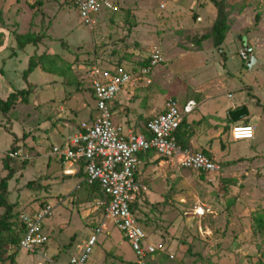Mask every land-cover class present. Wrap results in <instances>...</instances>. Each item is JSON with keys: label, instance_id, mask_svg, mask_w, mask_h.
<instances>
[{"label": "rangeland", "instance_id": "1", "mask_svg": "<svg viewBox=\"0 0 264 264\" xmlns=\"http://www.w3.org/2000/svg\"><path fill=\"white\" fill-rule=\"evenodd\" d=\"M112 1L115 8L101 12L99 24L90 29L66 0H0V20L15 27L11 30L12 41L16 42L17 30L44 36L38 45L10 49L0 58V67L6 76L14 79L9 78L14 84L30 92L33 90L29 103L27 97L18 104L12 116L5 117L0 112V123L1 120L4 123L0 124V171L1 158L16 139L23 154L17 160L27 161L26 167L10 182V199L18 203V213L39 202L44 205L50 201L54 211L47 222L55 227L51 239L58 244L68 243L62 256L76 254H72L71 248L73 235L86 231L79 216L82 211L93 210L86 219L101 218L103 210L94 208L102 196L98 190L85 188L83 199L74 197L78 211L73 209L72 201L67 200L72 191L68 186L75 187L76 179L71 177L64 183L63 179L53 176V173L61 176L57 164L53 162L52 167L47 166L46 154H51L52 145L64 138L58 131V124L49 126L40 118L52 113L58 120L66 114L58 111V101L54 108L51 101L44 103L43 95L60 90L64 81L78 84L64 86L62 91L66 93L90 82L85 67L98 57L113 53L131 59L130 52L134 50L146 57L157 46L166 62L154 68L153 83L149 87L136 90L144 92L135 96V100L141 99L139 108L144 109L151 101L157 106L160 98L164 101L174 98L180 102L193 99L199 107L202 100L212 96L209 104L228 108L246 106L247 119L257 126V132L254 139L233 140L232 126L225 128L224 147L215 157L221 168L215 174L185 168L176 160L175 163L163 161L151 168L150 191L139 205L138 215L150 221L149 236L161 239L159 241L165 246V256H157L152 264H256L259 260L264 264V235L254 233L253 228L254 215L264 208V0H225L231 29L222 51L211 39L197 43L203 34L211 31L216 18L217 9L211 0H206L209 6L200 12L197 7L193 8L191 2L195 0L188 3V0ZM258 13L259 22L256 21ZM242 50L247 53V59L242 58ZM39 52H56L72 64V72L66 74L63 83L53 84L51 80L62 75L43 67L24 77L30 56ZM252 55L257 61L250 67ZM137 62L128 64L134 67ZM27 80L34 85L28 86ZM51 83L55 87L45 91V85ZM88 88L80 96L88 100L89 108H93L96 101L85 92ZM39 98L44 102L37 108L35 103ZM75 101L68 100V105ZM79 103L80 100L74 104ZM127 109L126 116L133 110ZM205 109L202 107L198 113ZM71 118L75 125L79 124L86 118V110L82 109ZM226 121L231 124L229 116ZM45 127H48L46 132L43 131ZM202 127L205 129L208 124L204 122ZM73 132L68 129L63 135L72 136ZM40 139L43 140L41 144L38 143ZM80 203H84L81 209L77 206ZM198 204L207 207L208 212L203 217L194 215L193 209ZM3 211L0 209V216ZM66 220L70 223L60 226ZM107 223L113 225L111 221ZM59 226L64 227L62 231ZM124 245L129 259L122 260L116 253L107 252L102 264H136L135 253L127 243ZM21 250L20 263L32 264L35 259L32 261L33 257ZM52 253L56 252L49 250V255Z\"/></svg>", "mask_w": 264, "mask_h": 264}, {"label": "built area", "instance_id": "2", "mask_svg": "<svg viewBox=\"0 0 264 264\" xmlns=\"http://www.w3.org/2000/svg\"><path fill=\"white\" fill-rule=\"evenodd\" d=\"M74 6L78 15L88 28L93 29L103 11L115 8L112 0H66ZM247 59L245 50L241 51ZM145 64L131 67L129 64H117L104 68L94 63L86 67L92 92L96 99L97 113L92 122H82L80 132L62 145L52 147V153L64 163L85 162L87 181L93 184L98 181L104 197L98 201L95 210L104 208L105 218H109L130 243L135 255L136 264H149L150 258L165 252L162 242H151L131 204L141 196L147 187L141 184L136 176L141 163L140 155L150 151L160 157L175 159L185 167L215 174L221 166L214 159L200 151L184 149L178 143L176 130L184 118L197 107L194 100L180 102L169 98L162 113L148 120L146 133H125L113 120L112 101L125 87L150 85L151 74L157 66L166 62L162 50L155 46L149 55L142 60ZM256 133L255 124H234L231 129L233 140L253 139ZM12 158H21L22 151H9ZM70 173V169H65ZM211 180V178H209ZM53 207L44 204L34 211L22 212L19 219L24 223V233L19 243L20 250L27 253L42 254L46 257L45 245L49 235L45 230V220L52 216ZM194 215L203 217L208 212L205 204H198L193 209ZM104 224L94 228L78 253L66 261L48 259L51 264H87L98 242Z\"/></svg>", "mask_w": 264, "mask_h": 264}, {"label": "crops", "instance_id": "3", "mask_svg": "<svg viewBox=\"0 0 264 264\" xmlns=\"http://www.w3.org/2000/svg\"><path fill=\"white\" fill-rule=\"evenodd\" d=\"M189 1H192V0H188L187 3ZM191 3L193 5V8H195V7L198 8L199 12L207 9V7L209 6V4H208V2H206V0H195ZM200 7H201V9H199ZM29 9L31 11V8H29ZM202 13L205 14V12H202ZM99 22H100V20H99ZM99 22H98V24H99ZM12 29H15V27H11V26L6 25V22L3 19L0 20V34H1V37H0V39H1L0 58L3 54L7 53L10 49H12L13 51H15V49H18L17 42H15L14 40L12 41V35H13L12 31H11ZM29 32H33V31H29ZM19 33L24 34L26 32H24L23 30H20V31L17 30V34H19ZM29 45L30 44L26 45V47ZM31 45L33 46V44H31ZM26 47H24V48H26ZM35 47L36 46H34L32 48L33 51H34ZM24 48H22V49H24ZM44 53H46V52H44ZM130 53H131V55H133L131 57V59H128L129 56H127V55L117 56L116 54L108 53V54H106V56L98 57V59H95L94 62L91 64L97 63L99 65L101 64L104 68H112L114 65L119 64L118 62H120L121 64H128L131 61L132 62L142 61V59L144 58L143 56H141V54L138 50L131 51ZM41 54H43V52L38 53V55H41ZM47 54L58 55L61 58L60 60H58L59 64H62V61L67 62V59L64 56H61L60 54H58L56 52L47 53ZM67 63H70V62H67ZM91 64H89V65H91ZM89 65H87V66H89ZM38 67H41V66H38ZM86 67H85V69H86ZM68 72H70V73L72 72V65H71V70ZM5 73H6L5 70L4 69L2 70V68L0 67V99H3V100H6L9 97V95L11 93L15 92L16 90H25V89H23V86L19 87L18 84L17 85L14 84V82L12 81L14 79H12L10 76H6ZM56 74L60 75V73H56ZM9 78H11L12 80H10ZM65 78H66L65 75H63L62 77L57 76V79L54 78L51 80V82L53 84L58 83V82L63 83V79H65ZM151 80H152L151 83H153L152 74H151ZM52 83H51L52 86L51 85H45V91L47 90V88L51 89L52 87L53 88L55 87V85L53 86ZM27 85L32 87V85H34V84L27 80ZM67 85H78V84L75 83L74 81H71V80L64 81L60 90L53 91L49 95L47 94V96L43 95V99L45 98L44 101H46V102H44L42 100L40 101V98H41L40 97L39 98L40 102L38 101L35 103L36 107L38 108L42 104V102L48 103L51 101L53 108H54V106L56 107L55 104L58 101L57 102L58 103V106H57L58 111H61V112H63V114H66V117L59 116L58 120H56L55 114H52V113H47L44 117L40 118V119H44L48 124H50L49 126H55L56 127L59 125L60 130H58V131L60 132V135H62L64 139L56 145H62V144L67 143L70 138H72L73 136H75L76 134H78L80 132L81 123L82 122H92V120L94 119V117L96 116V113H97L96 105H94L93 108H91V107L89 108L88 107V100L86 98H82V96H80L84 92V89L89 87L88 88L89 90L85 91V92L86 93L89 92V95L93 99H95V96L91 90V82H88V83L86 82L83 86L82 85L78 86V90H77V87L76 88L74 87V89L72 91H69L68 93L62 91L63 87L64 86L67 87ZM141 87L146 88V87H149V85H139L137 87H125L119 91L116 98L112 101L113 120L117 125L121 126L122 130L125 133L131 132V131L139 132V133H146L145 125L148 122V120L151 119L152 117L156 116L157 114L162 113L164 110V106H165L166 101H164L163 98H160V100H159L160 103L157 106L156 105L154 106V104L151 101L150 103L148 102L145 105L144 109L139 108V104H140L141 99L135 100V96L138 94L141 95L142 93H144L142 91L136 92V90L141 88ZM32 91L28 95V103L30 101V95L32 94ZM37 96H38V94H37ZM36 99L37 98L35 97V100ZM70 99L76 100V101L80 100V103L74 104L76 102L75 101V102H73V105H71L72 106L71 107L68 105V100H70ZM211 99H212V96H208L204 100H202L200 102L201 106L200 105H199V107L197 106L196 109L191 114H189L185 119L189 123V125H190L189 128H191V132H192V136L190 137V141H189L190 146H191L190 148L191 149H200V150H195V151H200V152H202V150H207L213 155V158L216 159L215 157H218L219 149L220 148L222 149L224 147V138H225L224 130H225V128H227V126H229V125L233 126L234 124H236V122L229 124L226 121L227 116H229V110L231 109V107H229V108L228 107H220V106H218L217 103L209 104ZM189 100H193V99H189ZM95 101H96V99H95ZM21 102H22V97H20V99L17 103V106ZM202 107L206 108L205 111L203 113H198ZM127 108L130 110L131 109H133V110L130 111V113L128 112V115L126 116L125 112H126ZM232 108H235V107H232ZM82 109L86 110V118L81 119L80 123L75 125L73 122V119L71 118V115L77 116L82 111ZM135 109H138V112H135ZM195 111L198 114H193ZM68 114H71V115H68ZM9 115L12 116L13 114H9ZM14 119H16V118H14ZM1 121L3 122V120H1ZM2 122L0 124L3 125L4 123H2ZM5 122L7 123V121H5ZM204 122H206L208 124V127L205 129L202 127ZM59 123H61V124H59ZM251 124H253V123L251 122ZM39 128L42 129L41 127H39ZM47 128L48 127L43 128V131L46 132ZM68 129L74 130L72 136L69 134L65 135V136L63 135L66 133V131ZM256 132H257V126H256ZM255 136H256V133H255ZM221 140L223 141L222 143H221ZM42 142H43L42 139L38 140V143L41 144ZM17 145H18V151L19 150L21 151V148L19 147L20 142H18ZM56 145H52V146H56ZM8 151H6L4 153V155L1 158V161H2L3 157L5 156V154L8 153ZM46 156L48 158L47 166L49 168L52 167L53 162L57 164V168H58V171L60 172L61 176H56L55 173H53V176L55 178L63 179L64 183L71 177L76 179L75 187L73 185L68 186L69 189L72 190L71 192H73V193L69 192L70 195L68 198L71 197V199L67 198V200L70 202L72 201L71 203L73 205V209H76L78 211V209L75 208L74 197L80 196L79 199H83L84 189L90 188L89 184L87 182H85L87 172H86V169L84 167V162L79 161V162H74L73 164L64 163L59 158H57L52 152H51V154L47 153ZM140 160H141V163H140L136 178L141 184H143L147 187V190L141 196L138 197L137 201L139 202V205L144 201L143 199H145L147 197V195L150 191V189H148L150 186V184H148V182H150V180L152 179L151 168L154 165H157L163 161L164 162L171 161V162L175 163V159H162L156 152H153V151H150L147 154H141ZM65 169H70L71 172L66 173ZM16 177H18V176H16ZM9 189H10V183H9ZM66 193H68V192L66 191ZM62 200H60L61 203L65 202ZM11 202L15 203V205H16L15 211H17V212L20 211L18 209V203L14 200H11ZM46 204H50V201H47ZM83 204L84 203H80L77 206L80 208V206ZM41 206H43V204L41 202H39V204L37 203V204H34V205L28 207V209L26 211H30V210L34 211V210L39 209ZM94 210H95V208H94ZM26 211H22V212H26ZM22 212H19V215ZM93 212H94L93 210L92 211L87 210V211L81 212V214L79 216L80 217V223H81V226L83 227V229H85L86 231H81V233H78V234L74 233V235H73L74 238H73L72 247H71L73 250L72 254L78 253L79 249L81 248V246H83V244L85 243V241L87 240L89 235L92 234L94 228L100 226L101 224H104V228H103L102 232L100 233V235L98 236V242H97L96 246L94 247V250H93L91 256L93 254L94 255L92 257L90 256V259H89L87 264H102V261L104 260V258H106L105 253H107V252L113 253V254L116 253L115 255H117L120 258H123L122 260L129 259L128 256L126 255V249H125V245H124V243H127L128 246L132 249L128 240H126L125 237L123 236V234L120 232V230L117 229V227L114 225V222L109 218H105L104 215H102L101 218L92 216V217H89L88 219H86V217H88ZM49 218H47L45 220V223H44L46 233L49 235L48 242L45 245L46 257L42 254H31V253L25 252V253H27V255H30L33 257L32 261L35 259L32 264H51L48 261V259H50V258L53 260L57 259L56 261H66L70 258L69 255L62 256V254H61L63 248H66L68 243L66 242L65 244H58L59 242L57 243L54 239H51L53 236L52 234L55 232V227H51L48 225L47 220ZM143 218L146 219L144 216H143ZM109 221H111L113 223V225L109 226V223H107ZM94 222L96 223L95 225H93ZM65 223H67V220H66V222H63L62 225H60V226H63ZM69 223L70 222H68L67 224H69ZM144 225L146 227L147 232L149 233L148 229L150 228V221L147 220ZM60 226L58 228L62 231L64 227L61 228ZM116 231H119L120 234L117 235ZM149 235H150V233H149ZM152 236L153 235L148 236L149 241L160 242L159 240H161V239L156 240ZM49 250H51L52 252H56V253H54V254L52 253V255L51 254L49 255ZM21 251L22 250L17 251V253L15 255V261L13 264H21L20 263ZM132 251H133V249H132ZM23 253L24 252H22V254ZM160 255L165 256L163 254V252H162V254L158 253V254H156L150 258L149 264H152L154 259ZM134 262H136V259L134 260Z\"/></svg>", "mask_w": 264, "mask_h": 264}, {"label": "trees", "instance_id": "4", "mask_svg": "<svg viewBox=\"0 0 264 264\" xmlns=\"http://www.w3.org/2000/svg\"><path fill=\"white\" fill-rule=\"evenodd\" d=\"M211 1L214 2L217 9L216 18L212 24L211 31L209 33L203 34L201 38L197 40V43L201 44L202 41L211 39L213 45L219 50H222V45L225 41L226 35L231 29L229 11L227 9L225 0ZM259 20L260 14L258 13L256 16V21L259 22ZM43 38L44 36L42 34L34 32H26L24 34L19 33L15 36L17 46L20 49L26 47V45L28 44L38 45ZM60 59L61 58L58 55L47 53H43L41 55H32L29 67L24 72V77L27 78V76L38 66H41L48 71L60 73L62 76H66V73L71 70L72 64L62 60V64H59L58 60ZM146 62V59L138 61L136 66L145 64ZM118 63L121 64L120 62ZM29 94L30 89L16 90L15 92L11 93L6 100L0 99V112H2L5 117L10 116L9 114H13L15 109H17V103L20 97H22V101H24L27 100ZM248 114L249 112L246 106L231 108L229 110L230 122H236V124H250L251 122L247 119ZM189 127V123L184 118L180 127L176 130V138L178 140V143L184 149H190L191 147L189 141L190 137L192 136V132L191 128ZM17 143L18 140L16 139L15 143L12 145L9 151L18 150ZM202 153L206 154L210 158H213V155L207 150H202ZM161 158L166 159L164 157ZM26 165V160L18 161L17 158H12L9 155H5L2 159V169L0 171V209H3L4 211L0 216V264H6L8 262H10V264H13L15 261V255L17 251L20 250L19 243L24 233V223L20 221L19 213L15 211V203L11 202L10 200L9 183L12 179H14V176L19 171L26 167ZM85 182L88 183L87 176ZM89 187L92 191L98 190L100 192V196H102V198L104 197L101 184L98 181L94 182L93 184H89ZM137 200L131 204V209L136 213L140 224L149 236V233L147 232L144 225L148 219H144L143 216L138 215L139 202ZM101 209L104 213V208ZM253 228L254 233L264 235V208L254 215ZM262 263V260H259L256 264Z\"/></svg>", "mask_w": 264, "mask_h": 264}, {"label": "water", "instance_id": "5", "mask_svg": "<svg viewBox=\"0 0 264 264\" xmlns=\"http://www.w3.org/2000/svg\"><path fill=\"white\" fill-rule=\"evenodd\" d=\"M245 40V37H244ZM257 61V57L255 55H252V59H251V63H250V67H252V65Z\"/></svg>", "mask_w": 264, "mask_h": 264}]
</instances>
